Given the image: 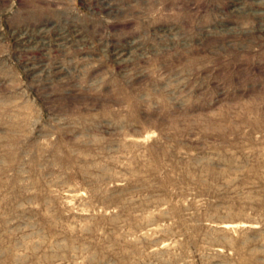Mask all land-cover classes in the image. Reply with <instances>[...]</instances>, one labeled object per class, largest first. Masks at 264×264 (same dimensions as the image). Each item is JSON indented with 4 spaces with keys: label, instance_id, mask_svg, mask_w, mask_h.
Instances as JSON below:
<instances>
[{
    "label": "rangeland",
    "instance_id": "obj_1",
    "mask_svg": "<svg viewBox=\"0 0 264 264\" xmlns=\"http://www.w3.org/2000/svg\"><path fill=\"white\" fill-rule=\"evenodd\" d=\"M0 264H264V0H0Z\"/></svg>",
    "mask_w": 264,
    "mask_h": 264
}]
</instances>
